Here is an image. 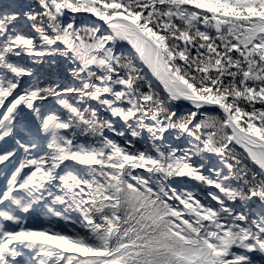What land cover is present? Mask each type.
Returning a JSON list of instances; mask_svg holds the SVG:
<instances>
[{
  "label": "snow or ice",
  "instance_id": "snow-or-ice-1",
  "mask_svg": "<svg viewBox=\"0 0 264 264\" xmlns=\"http://www.w3.org/2000/svg\"><path fill=\"white\" fill-rule=\"evenodd\" d=\"M37 5L38 10L12 5L0 12V164L21 149L38 153L20 163L0 191V264H14L22 249L30 252L29 264H264V0ZM77 13L98 21L78 23ZM122 41L131 51L117 49ZM22 54L34 63L66 58L74 65L73 82L45 83L32 68L9 61ZM24 76L32 79L21 88ZM145 83L148 90L142 91ZM49 97L55 105L46 103ZM177 101L194 110L178 114ZM20 106L38 121L23 135L16 131ZM208 107L220 114L202 111ZM102 109L126 127L118 130ZM170 129L197 143H166ZM89 134L93 138L85 142ZM132 138L149 143L137 148ZM237 145L251 169L240 166L236 155V166L224 159ZM207 153L218 154L222 166L206 167ZM27 166L34 170L23 175ZM172 177L218 192L197 198L173 186ZM45 192L52 204L66 208L48 205L49 226L26 227L23 214Z\"/></svg>",
  "mask_w": 264,
  "mask_h": 264
},
{
  "label": "trees",
  "instance_id": "trees-1",
  "mask_svg": "<svg viewBox=\"0 0 264 264\" xmlns=\"http://www.w3.org/2000/svg\"><path fill=\"white\" fill-rule=\"evenodd\" d=\"M12 5L24 6L23 10H25V11L28 10L27 6L31 5L32 9L38 10L37 0H0V12L5 11V10H12L9 7ZM15 10H20V8H16ZM75 15L77 16V22L78 23L80 20H86L88 22L95 21L92 18H90V16L87 15L86 13H77ZM17 23L18 24L22 23V21L17 22ZM61 47H63V45H61ZM116 47L118 50H123L127 53L130 51L128 48L131 47V45L126 41H122V42H118ZM193 54H195V53L193 52ZM9 61L14 62V63H18L24 67H27V68H32L34 75L38 76L41 79V81H43L45 83H52L55 81V82H60L61 84H70L73 82V79H74L71 76V72H70V68L73 67L74 65H72L71 62L64 57H60V56L45 57L43 59V62L34 63L31 58H29L27 55L22 54L20 57L10 55ZM53 61H55V62L53 63ZM145 72H147V71L145 70ZM20 79H21V88H23V87H26L31 82L32 78H30L28 76H24V77H21ZM153 81H154L153 87L156 88L158 91H160L161 95H163L164 93L162 91V85H158V82H156L154 79H153ZM77 84H78V82H77ZM141 90L142 91L148 90L146 83L143 85ZM46 103L49 105H55V98L49 97V99L46 101ZM88 103L92 104L93 106H95V104H96L95 101H89ZM88 103H85L84 106L87 107ZM174 106L177 109L178 114H186L189 110H194V109H192V106H188L181 101L180 102L179 101L174 102ZM56 107L59 108V105H56ZM256 107L259 108L260 105L257 104ZM0 111H2V109H0ZM202 111L208 113L209 115H219L220 114V111L215 109V108H213V109H202ZM101 113H102V117L112 118V117H110V113H108L107 111H105L103 109L101 110ZM203 118H204L203 116H198V119H203ZM112 119L116 123V127L118 130H123L126 127L124 122L122 120H120L119 118H112ZM149 122H150V119L145 120L146 124ZM34 123H38V121L34 120V117L32 116V113L30 112V110H28L27 108H25L23 106H20V111L18 114V120H17V124H16V131L23 135L25 128L28 126H33ZM133 127H136V125L134 124ZM207 131H211V129L205 130L204 135L201 136V141L206 138ZM104 134L106 136H108L109 138L114 139V140H116L122 144L124 143L123 138L117 136L114 132H112L109 129H104ZM147 135L148 134H147L146 130L142 131V133H141L142 137H147ZM165 135H166V137H168V139L165 141L166 143L170 142V143H173L174 146H179L181 148H190V147H192V145L197 143V141L190 138L186 133L182 134L178 129H170L169 133H166ZM17 138H20V137L18 136ZM25 138H27V137H25ZM92 138L93 137L91 136V134H89V136L85 142H90ZM6 139L10 140V138H6ZM80 139L85 140L84 137H80ZM132 140L136 144L137 148H141L143 145L149 143V141L143 140L141 138H132ZM2 143L3 142H0V144H2ZM201 146H202V143H201ZM229 147L231 148L232 146L230 145ZM20 153H21L20 163L25 162L26 160L35 158L38 155V153L35 150H32L29 153H25L21 149ZM39 154H42V153H39ZM233 155H236L237 158L240 161H242V165H240V166L247 165L248 168H250V169L253 167L251 161L249 159H247L244 149L242 147H240L239 145H237L235 147L234 152L225 153V156H224V159L228 163H232L234 166H236V160H234L232 158ZM197 159H199V158L193 157L194 161ZM203 160L206 164V167H217V168H219L222 166V158L216 153L204 154ZM66 163H68V162H66ZM28 168H29V166L24 168V170H27L25 175H28L31 170H34L32 167H30V169H28ZM136 172L140 173V172H143V170L137 169ZM205 174L206 175L208 174L207 171H205ZM169 182L172 183L173 186L184 187L187 190H191V191L195 192L197 194V198H206L209 192H218V190L215 189L214 187L208 186L206 184H203L202 182L196 181V180L188 178V177H172V178H170ZM54 191L57 194H59V189H55ZM19 194L25 195L26 190H23V189L19 190ZM52 200H53V197H49L47 192H45L44 193V199L42 201L38 202L37 204H35L42 211V215L44 217V219H42V224H43V221L44 222H45V220L48 221V219H47V217L49 216L48 209H47L48 205H51L52 207H54L58 211H63L64 208H66V205L52 204ZM202 202H203V200H202ZM71 215L75 219L78 214L77 213H71ZM52 222L58 223L61 226L64 225V221L58 220L56 218H53ZM68 227H73V225L68 224ZM254 258L259 259L260 258L259 254H254ZM80 259H88V258L80 257Z\"/></svg>",
  "mask_w": 264,
  "mask_h": 264
},
{
  "label": "rangeland",
  "instance_id": "rangeland-1",
  "mask_svg": "<svg viewBox=\"0 0 264 264\" xmlns=\"http://www.w3.org/2000/svg\"><path fill=\"white\" fill-rule=\"evenodd\" d=\"M131 51V47L128 48ZM148 72V71H147ZM154 79V78H153ZM9 143H11V139L8 140ZM21 160V153L20 150L17 151V155L14 158H10V162L6 161L3 164H0V191H4L7 188L8 180L11 179V174L15 170L16 167H19ZM31 166H29L28 169H30ZM27 170L22 169V174L25 175ZM7 204V202H5ZM2 207V206H0ZM27 218V225L26 227L30 228H44L49 226V221L45 222L42 219H44L42 215V211L39 207L36 205L33 206V208L29 211V213L23 214ZM6 226H11L10 222H7ZM17 227L18 226H12ZM23 255L17 256L15 258L14 264H29L30 261V252L28 249H22Z\"/></svg>",
  "mask_w": 264,
  "mask_h": 264
},
{
  "label": "water",
  "instance_id": "water-1",
  "mask_svg": "<svg viewBox=\"0 0 264 264\" xmlns=\"http://www.w3.org/2000/svg\"><path fill=\"white\" fill-rule=\"evenodd\" d=\"M86 14L89 15L90 18H92L93 20L98 21V18H96L93 14H91V13H86ZM181 102H183L184 104H186L188 106H191V104H187L184 101H181ZM213 108H215V107H208V108H205V109H213ZM215 109L219 110L218 108H215Z\"/></svg>",
  "mask_w": 264,
  "mask_h": 264
},
{
  "label": "bare ground",
  "instance_id": "bare-ground-1",
  "mask_svg": "<svg viewBox=\"0 0 264 264\" xmlns=\"http://www.w3.org/2000/svg\"><path fill=\"white\" fill-rule=\"evenodd\" d=\"M143 67H144V70L148 71V72H149V74H150V70H148V69H147V66H146V65H144ZM184 102H185V103H187V104H190V103H189V102H187V101H184Z\"/></svg>",
  "mask_w": 264,
  "mask_h": 264
}]
</instances>
